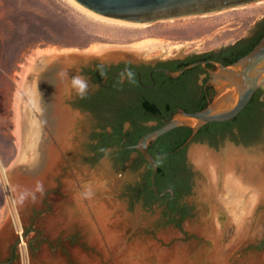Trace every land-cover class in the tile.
<instances>
[{"label": "rangeland", "instance_id": "374dc122", "mask_svg": "<svg viewBox=\"0 0 264 264\" xmlns=\"http://www.w3.org/2000/svg\"><path fill=\"white\" fill-rule=\"evenodd\" d=\"M81 8L69 0H0V165L18 200L20 193L29 200L15 223L0 170V260L21 232L32 264H116L109 242L96 240L111 229L123 264H264V249H258L264 243V140L242 147L225 139L215 151L191 144L187 158L195 173L185 201L192 212L176 226L163 219L161 205L134 196L148 173L134 164L135 153L124 164L111 151L94 158L96 123L63 104L77 91V70L69 79L47 68L64 54L110 64L216 51L247 36L264 14V0L147 25L117 23ZM47 75L53 116L44 110ZM197 147L213 158L198 163L192 156ZM29 241L40 250L31 251ZM18 254L17 264H24L20 244Z\"/></svg>", "mask_w": 264, "mask_h": 264}, {"label": "flooded vegetation", "instance_id": "af4514ba", "mask_svg": "<svg viewBox=\"0 0 264 264\" xmlns=\"http://www.w3.org/2000/svg\"><path fill=\"white\" fill-rule=\"evenodd\" d=\"M263 37L264 16L250 29L245 38L216 51L184 53L183 55L174 53L161 56L156 60L143 58L139 61H132L127 59L110 64L99 63L96 60L86 63L79 61L72 64L65 74L70 79L71 73L77 70L79 77L88 82L87 95L81 98L77 91L73 90L63 103L78 111L82 118L92 120L94 123L98 120L107 121L105 131L109 135H113L115 128L121 130L119 136L108 140L97 149L93 145L97 146L99 141L93 139L91 148L95 159L103 157L106 151H111L114 160L124 164L130 154L135 153L136 162L134 164L137 167L151 170V166L142 153L135 148L140 138L147 132L162 126L165 120L180 109L189 113L205 109L217 92L212 82V73L217 70L215 63L226 66L236 63L250 53ZM189 66L192 67L187 68ZM182 70L184 71L180 73ZM49 78L48 75L44 77L42 83L49 86ZM259 90H263L259 98L261 103L264 101V87ZM94 129V134L102 132V129L96 126ZM174 131L153 142L149 147V152L155 158L158 168L159 166L179 167L184 170L181 174L184 175L185 180L180 186L179 193L175 192L172 185L168 183L169 175H167L164 177V184L157 182L159 193L165 191L166 193L163 197L155 195L156 200L153 203L164 208L163 219L165 221L178 226L189 219L192 212L191 206L185 201V198L191 194L195 173L194 164L187 158L188 147L191 144L206 145L215 151L217 144L225 139L234 145L250 147L263 141L264 134L260 140L253 137L250 140H244L241 138L239 128L236 127L233 130L236 140H233L230 135H218L212 138L203 134L198 137L199 130L193 140L188 143L193 132L189 135L174 136ZM170 157H174L173 160ZM64 163L60 159V165ZM32 230L33 228L27 229L26 234ZM17 242L7 248V257L0 260V264L18 263L20 243L18 242L14 248ZM33 242L29 241V247L31 251L38 252L40 245L33 249Z\"/></svg>", "mask_w": 264, "mask_h": 264}, {"label": "water", "instance_id": "95a60500", "mask_svg": "<svg viewBox=\"0 0 264 264\" xmlns=\"http://www.w3.org/2000/svg\"><path fill=\"white\" fill-rule=\"evenodd\" d=\"M83 9L99 17L129 24L147 25L160 20L174 19L193 15L214 14L223 10L248 6L262 0H72ZM80 55L64 54L55 56L48 66L49 73L62 70L65 63V73L69 66L82 59ZM72 64H67V62ZM217 70L212 73V82L216 87V95L212 102L203 110L189 113L178 110L164 124L147 132L135 146L151 166V190L157 197L166 193H159L157 186L158 165L149 152L150 145L160 137L178 129L188 128L193 134L188 143L204 126L211 123H224L234 120L249 105L256 92L264 87V37L250 53L236 63L223 65L215 63ZM189 66L187 68H190ZM71 68V67H70ZM184 70L180 71L182 73ZM179 73V74H180ZM51 79V78H50ZM52 81V80H51ZM50 82V81H49ZM52 82L49 83L51 85ZM52 89L48 87V103L44 105L46 113L53 116L55 109L51 98ZM64 104V103H63ZM65 105V104H64ZM69 110L78 113L70 106ZM55 116V115H54ZM53 122L57 121L53 117ZM54 124V123H53ZM174 193L172 190H170ZM27 194V191L25 190ZM264 203V202H263ZM27 207V206H26ZM24 208V206L22 207ZM254 239V238H252ZM127 241V238H126ZM19 242V241H18ZM15 244L14 248L18 244ZM252 244L248 243L247 246ZM13 248V253H14ZM1 264H9L1 263Z\"/></svg>", "mask_w": 264, "mask_h": 264}, {"label": "trees", "instance_id": "16d2710c", "mask_svg": "<svg viewBox=\"0 0 264 264\" xmlns=\"http://www.w3.org/2000/svg\"><path fill=\"white\" fill-rule=\"evenodd\" d=\"M19 61L17 60V63ZM263 90H259L255 96L252 98L250 104L245 108V110L240 113L234 120L224 122V123H212L208 124L203 129L200 130L199 136L201 137L203 134L209 137H216L218 135L226 136L230 135L233 140H236V136L233 134L234 128H239L241 138L244 140H250V138H256L260 140L263 138L264 134V101L260 103L259 98ZM107 121L98 120L96 122V127L101 128L102 132L94 134V140L99 141L97 146H94L96 149L100 148V146L104 145L108 140L115 138L120 135L121 130L119 128H115L113 135H109L106 133ZM191 130H186L183 128L176 129L173 132L174 136L181 135H189ZM141 139V138H140ZM174 158V157H173ZM170 157L171 160H173ZM175 160V159H174ZM184 172L183 169L179 167L166 168L159 166L157 182L160 184H164V177L169 175L168 183H170L175 190V192L179 193L181 190L180 186L185 180L184 175L181 173ZM151 170H148V173L144 176L141 183L135 189V195L137 198L144 196L146 203L148 205H152L156 200L155 194L151 191ZM258 249H264V243L261 244Z\"/></svg>", "mask_w": 264, "mask_h": 264}, {"label": "bare ground", "instance_id": "6f19581e", "mask_svg": "<svg viewBox=\"0 0 264 264\" xmlns=\"http://www.w3.org/2000/svg\"><path fill=\"white\" fill-rule=\"evenodd\" d=\"M69 1L72 2L74 5H76L77 7H80L74 1H72V0H69ZM81 9H83V8H81ZM88 13H90V12H88ZM115 22H117V21H115ZM117 23H122V22H117ZM128 25H131V24H128ZM132 25H136V24H132ZM65 65L66 64L64 63L63 64L62 71L65 70ZM192 156H193V158L198 163L201 162L202 159L205 158L206 156H208V158L210 157L211 159L213 158V156H212L211 153H209L205 149H201V148H198V147L193 150ZM228 163H229L228 166L230 168V166L232 164L234 165V160L232 159ZM0 170L2 171V178L4 180V183L6 184L7 189H9V191L12 194L13 201H14L13 203H14V205L16 207V210L19 212V209L21 210V208H20L21 206L22 207L24 206V208H25L28 205V203H29V200H27L28 197H26V195L24 196L23 193H20L22 199L19 198V200H18V198L16 197V193H15L14 187L11 185L12 183L10 181V174H9V172L7 170H5L1 165H0ZM253 171H255V170H253ZM262 176L264 178V173L262 174ZM210 194H212V193H210ZM260 196L264 200V191L262 193H260ZM14 221H15V223H17V220H14ZM51 228H52V232H53V227L51 226ZM210 232L211 231L206 232V234H208ZM103 233H106V234H104L105 235L104 237H106V238H104L103 240L96 238V240L98 241V243L99 242L100 243H102V242H109V246L111 247V251L113 252V254L110 255L111 258L113 257V259L116 260L115 261L116 264H123V258H125V256H124V253H122V251L119 250L120 249V244H119V241L117 239V234L113 230H111V229H105ZM18 234H19V237L22 235L21 232H19ZM94 235L96 236V234H94ZM23 244H25L24 241H23ZM21 250H22V256H23L24 264H32V262L30 260V255H29L28 247L26 245L25 246H22L21 247Z\"/></svg>", "mask_w": 264, "mask_h": 264}, {"label": "clouds", "instance_id": "9594fccd", "mask_svg": "<svg viewBox=\"0 0 264 264\" xmlns=\"http://www.w3.org/2000/svg\"><path fill=\"white\" fill-rule=\"evenodd\" d=\"M73 84L77 89V94L81 97L84 98L87 95L88 92V82L82 77H75L73 79Z\"/></svg>", "mask_w": 264, "mask_h": 264}, {"label": "built area", "instance_id": "2783aa9c", "mask_svg": "<svg viewBox=\"0 0 264 264\" xmlns=\"http://www.w3.org/2000/svg\"><path fill=\"white\" fill-rule=\"evenodd\" d=\"M7 194H8V198H9V207H10V210L12 211V217H13V219L15 220H17L18 219V211L16 210V207H15V205H14V201H13V197H12V194H11V192L9 191V189H7ZM22 234V233H21ZM19 243H20V246L22 247V246H25L26 244H23V239H22V237L20 236V241H19ZM27 246V245H26Z\"/></svg>", "mask_w": 264, "mask_h": 264}, {"label": "crops", "instance_id": "0c3cea01", "mask_svg": "<svg viewBox=\"0 0 264 264\" xmlns=\"http://www.w3.org/2000/svg\"><path fill=\"white\" fill-rule=\"evenodd\" d=\"M264 16V14L262 15V17Z\"/></svg>", "mask_w": 264, "mask_h": 264}]
</instances>
